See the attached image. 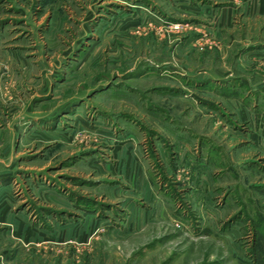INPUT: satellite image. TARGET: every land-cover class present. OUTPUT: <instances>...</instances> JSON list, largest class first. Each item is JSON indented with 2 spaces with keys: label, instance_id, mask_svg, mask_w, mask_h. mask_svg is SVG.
Wrapping results in <instances>:
<instances>
[{
  "label": "rangeland",
  "instance_id": "1",
  "mask_svg": "<svg viewBox=\"0 0 264 264\" xmlns=\"http://www.w3.org/2000/svg\"><path fill=\"white\" fill-rule=\"evenodd\" d=\"M0 264H264V0H0Z\"/></svg>",
  "mask_w": 264,
  "mask_h": 264
}]
</instances>
